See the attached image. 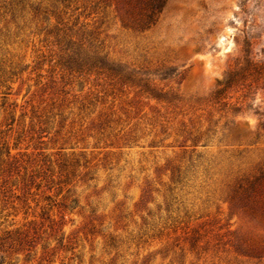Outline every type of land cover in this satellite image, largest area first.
Here are the masks:
<instances>
[{
	"label": "rangeland",
	"instance_id": "374dc122",
	"mask_svg": "<svg viewBox=\"0 0 264 264\" xmlns=\"http://www.w3.org/2000/svg\"><path fill=\"white\" fill-rule=\"evenodd\" d=\"M107 5L0 0V264H264V90L216 96L264 0Z\"/></svg>",
	"mask_w": 264,
	"mask_h": 264
},
{
	"label": "trees",
	"instance_id": "16d2710c",
	"mask_svg": "<svg viewBox=\"0 0 264 264\" xmlns=\"http://www.w3.org/2000/svg\"><path fill=\"white\" fill-rule=\"evenodd\" d=\"M104 1L108 7H114L117 16L126 26L143 30L151 28L156 23L167 3V0ZM252 30H256V27H253ZM65 45L68 52L63 65L71 72L106 74L115 77L121 75L119 79L124 78L132 81L133 74H122L116 71L96 46L86 47L83 43L72 40L67 41ZM239 47V55L228 70L223 88L216 94L217 97L235 87L245 88L247 92L253 88L264 90V44H262L261 35L255 32L251 33V31L245 33ZM150 96L153 99L160 98L157 94H150ZM234 110L240 111L239 108ZM6 156H10V150H6Z\"/></svg>",
	"mask_w": 264,
	"mask_h": 264
}]
</instances>
